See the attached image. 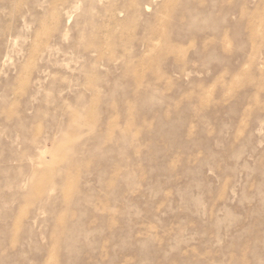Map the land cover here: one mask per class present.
I'll list each match as a JSON object with an SVG mask.
<instances>
[{"label":"rangeland","instance_id":"obj_1","mask_svg":"<svg viewBox=\"0 0 264 264\" xmlns=\"http://www.w3.org/2000/svg\"><path fill=\"white\" fill-rule=\"evenodd\" d=\"M258 3L0 0V264H264Z\"/></svg>","mask_w":264,"mask_h":264},{"label":"bare ground","instance_id":"obj_2","mask_svg":"<svg viewBox=\"0 0 264 264\" xmlns=\"http://www.w3.org/2000/svg\"><path fill=\"white\" fill-rule=\"evenodd\" d=\"M258 9H256L253 12H248L244 8L237 7L236 5H232L230 7L223 6L221 7L220 13L232 15L235 18L228 21L230 32L232 33V36H235V33H237L240 24L243 22L246 24V34L248 40H254L258 36L259 28L262 27L261 20L255 21L254 18L257 16H260L264 12V0H258ZM199 8L195 9V13L201 14L203 13L207 6L204 5L203 1H199ZM206 6V7H205ZM219 34L213 38V44L212 46L217 50H226L227 45L230 44V38L227 35V33H223L220 30H217ZM233 38V37H232Z\"/></svg>","mask_w":264,"mask_h":264}]
</instances>
